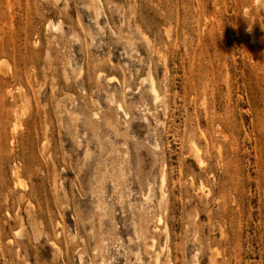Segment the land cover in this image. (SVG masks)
Here are the masks:
<instances>
[{
  "label": "rangeland",
  "instance_id": "1",
  "mask_svg": "<svg viewBox=\"0 0 264 264\" xmlns=\"http://www.w3.org/2000/svg\"><path fill=\"white\" fill-rule=\"evenodd\" d=\"M0 264H264V0H0Z\"/></svg>",
  "mask_w": 264,
  "mask_h": 264
},
{
  "label": "bare ground",
  "instance_id": "2",
  "mask_svg": "<svg viewBox=\"0 0 264 264\" xmlns=\"http://www.w3.org/2000/svg\"><path fill=\"white\" fill-rule=\"evenodd\" d=\"M258 3V2H257ZM152 89H153V92L157 95V90L154 86H152ZM207 152V150H205ZM193 152H194V155L195 157L197 158L198 160V164L201 166V165H204L205 162L203 160V157H204V151L203 149H201L200 147L196 146V145H193ZM166 181V178L163 177L162 179V183H164ZM209 191V190H208ZM163 199V197H162Z\"/></svg>",
  "mask_w": 264,
  "mask_h": 264
}]
</instances>
